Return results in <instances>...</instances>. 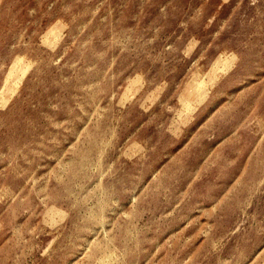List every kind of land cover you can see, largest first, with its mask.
Returning <instances> with one entry per match:
<instances>
[{"label": "rangeland", "instance_id": "obj_1", "mask_svg": "<svg viewBox=\"0 0 264 264\" xmlns=\"http://www.w3.org/2000/svg\"><path fill=\"white\" fill-rule=\"evenodd\" d=\"M0 264H264V0H0Z\"/></svg>", "mask_w": 264, "mask_h": 264}]
</instances>
